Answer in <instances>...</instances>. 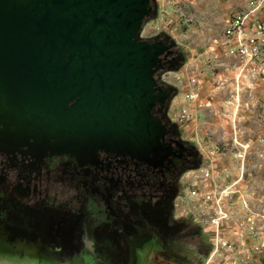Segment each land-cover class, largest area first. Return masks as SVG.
Masks as SVG:
<instances>
[{"label":"water","instance_id":"1","mask_svg":"<svg viewBox=\"0 0 264 264\" xmlns=\"http://www.w3.org/2000/svg\"><path fill=\"white\" fill-rule=\"evenodd\" d=\"M154 9V0H0L5 137L81 158L163 155L169 122L154 111L175 90L157 74L180 58L168 38L141 37Z\"/></svg>","mask_w":264,"mask_h":264},{"label":"flooded vegetation","instance_id":"2","mask_svg":"<svg viewBox=\"0 0 264 264\" xmlns=\"http://www.w3.org/2000/svg\"><path fill=\"white\" fill-rule=\"evenodd\" d=\"M154 114L169 122L164 154L145 159L38 149L5 137L0 122V226L40 240L39 250L61 264L126 260L145 235L175 244L164 228L175 220L182 171L197 152L164 109Z\"/></svg>","mask_w":264,"mask_h":264},{"label":"rangeland","instance_id":"3","mask_svg":"<svg viewBox=\"0 0 264 264\" xmlns=\"http://www.w3.org/2000/svg\"><path fill=\"white\" fill-rule=\"evenodd\" d=\"M245 1L154 0L155 9L153 15L151 18L145 20L140 33L141 37L146 39L168 38L170 42L174 43V50L181 57L180 64L176 69L159 72L157 74L158 79L161 80V77L166 74V76H169L173 80L175 72L182 68L188 62L189 57L192 56V58H197V66H200L198 67V72L194 69L195 74H198L197 77L201 80L200 87L205 86V79H209V77L201 75L200 72H205L204 64L206 65L207 62L209 46H211L212 40L215 37H219L222 34L230 11ZM261 16L264 18V9L261 11ZM212 62L218 64L215 69V75H218L222 71L220 70L222 68L219 64L220 61L218 58L217 60L214 58ZM229 81L233 82L231 79H227L225 82ZM171 83L174 84V81H171ZM215 85L220 86L221 84L219 81H215ZM166 86L173 87L175 93L170 96L165 110L168 112V118L177 129L181 139L191 144L197 152L194 165L205 162L209 154L208 150L216 143L222 147H227L231 152H238L239 147L241 151L246 152L244 164H242V160L240 159L227 158L224 161L216 159V165L220 167L224 165L230 166L234 172L242 167L244 172L243 183L251 190L250 193L252 194L249 193V196L254 209L259 213L260 218L264 219V146L262 144L264 134L262 124L258 118L253 120L249 116L253 114V117H255V115H259L258 113H264V107L261 106L260 102L261 98L258 99L257 95L254 94L255 92L251 93L250 91L241 90L242 85L239 90L236 83L234 87L227 89V91L210 86L206 92L214 95L216 102H225L226 105L220 104L221 110L217 111H219L218 114L223 113L221 117L224 120L228 119V121H224V127H219L215 133L207 131L206 138H200L197 135V138L193 139L190 136L191 131H194L195 127L200 130L201 125L205 124L206 118H209L210 110L202 107L204 109L202 111L203 114L198 117L196 122L189 123L190 120L187 122L179 121L177 119L178 111H174V114L172 113L177 102L175 101L177 90L173 85L167 84ZM199 101L205 104L208 99L201 94ZM189 102L185 99V103L182 105L189 106ZM250 102H254V105ZM178 107L177 109L179 110ZM234 111L236 116L235 123L228 118V115L231 116ZM262 123L264 126V121ZM223 129L224 131L230 130V133H233V135L235 133L238 136V142L242 143L243 146L241 147L239 144L233 143V136L231 137V134L222 133L224 132ZM257 129H259L258 134ZM226 162L229 163L225 164ZM189 167H185L182 171L181 178ZM180 188L181 180L177 194ZM177 194L175 197V207ZM202 227V225L191 221L184 214H181V212L180 214L176 212L175 220L167 222L164 228V236L167 238L168 243L172 241L175 244H163L160 242L159 237L145 235L141 245H138L137 251H133L132 258H128L127 261L124 260L120 263L204 264L212 253V249L209 235L203 232ZM31 239L29 240L26 236L16 237L10 235L4 226H0V264H61L54 259L52 260L49 254H45L39 250L40 240L36 238ZM192 249H195L197 252H192Z\"/></svg>","mask_w":264,"mask_h":264},{"label":"built area","instance_id":"4","mask_svg":"<svg viewBox=\"0 0 264 264\" xmlns=\"http://www.w3.org/2000/svg\"><path fill=\"white\" fill-rule=\"evenodd\" d=\"M263 9L264 0H246L230 11L222 34L209 46L208 71H215L218 64L212 60L217 58L221 47L226 55L237 60L232 68L237 87L243 82L264 81ZM197 76L193 68L187 67L176 71L173 80L164 74L159 81L173 85L177 94L179 87H185V99L191 101L200 95L201 80ZM178 113L179 121L192 119L188 106L182 105ZM235 135L233 143L242 147ZM262 144L264 146V136ZM208 153L205 162L188 168L181 178L177 214L181 212L199 223L209 235L212 253L204 264H264V219L254 209L249 196L251 190L243 183V169L234 172L230 166L216 165V159L227 158L240 159L244 164L246 152L240 147L238 152H231L216 143Z\"/></svg>","mask_w":264,"mask_h":264},{"label":"crops","instance_id":"5","mask_svg":"<svg viewBox=\"0 0 264 264\" xmlns=\"http://www.w3.org/2000/svg\"><path fill=\"white\" fill-rule=\"evenodd\" d=\"M194 58V57H193ZM192 56L189 57L188 62L182 66L181 70L186 69L187 67L193 68L198 72V67L197 66V58L193 59ZM217 58L220 61V66H222V68L220 70V73H218V75H215V71H208L206 69V65L204 64L205 67V72H200L201 75H205L206 77H209V79H205V86H201L200 87V95L199 98L201 96V94L203 95V97H206L208 99L207 103H203L202 101H199V98L197 99H193L191 100L188 104H189V109L190 112L193 115V118L190 120L189 123H192L193 121L196 122L198 120L199 116H202V111L204 110L202 107H206V110H210V116L209 118H206V122H204L205 124H202L200 127V130H198L196 127L194 128V131H191V137L193 139H195V137L197 138V135H199L200 138H206L207 136V131H211L210 133H215L216 130L219 129V127H224V121H228L224 120L221 115H223V113L218 114L219 111L217 110H221L220 108V104L221 105H226L224 101L222 102H216L215 100V96L214 95H210L209 93H207V88H209L210 86H215L217 89H224V91H227V89L234 87L235 86V81H234V72L232 71L233 66L237 63V60L231 56L226 55L221 47L218 48V53H217ZM217 58H215V60H217ZM194 70V71H195ZM198 75V74H197ZM204 76V77H205ZM224 77V78H223ZM227 79H231L233 80V82L229 81V82H225L227 81ZM215 81H219L220 82V86L215 85ZM207 85V86H206ZM202 88H203V93H202ZM241 87H238V89L240 90ZM185 87H179V92L178 94L175 96V101L176 102V106L175 109L173 110V114L175 113L174 111H178L180 110V107L182 106L183 103H185ZM209 90V89H208ZM241 90H245V91H250L251 93L255 92L254 94L257 95L258 99L261 98L260 102H261V106L264 107V81L259 80L256 82H243L242 84V88ZM212 96V97H211ZM201 100V99H200ZM259 102V101H257ZM198 103V104H197ZM230 103V102H228ZM252 105H254V102H250ZM204 104V106H203ZM177 106H179V110L177 109ZM236 110V109H235ZM177 112V114H178ZM259 115H255V117H253L254 115L251 114L249 116H251V119L256 120L258 118V120L260 121V123L262 124V128H263V134H264V126H263V119H264V113H258ZM262 116V118H261ZM235 111L233 112V114L228 115V118H230V120L235 123ZM244 122V121H243ZM245 123V122H244ZM242 123V124H244ZM259 127V126H258ZM241 130V129H240ZM239 130V132H240ZM224 131V129H223ZM230 130H225L224 134H231V137L233 136V133H230ZM238 133V132H237ZM259 133V129H257V134ZM229 162H226L225 164H227ZM133 251H137V249H134ZM132 254L128 255V258H132ZM124 260L121 261H98V264H121L120 262H123ZM127 261V259H126ZM132 263V262H131Z\"/></svg>","mask_w":264,"mask_h":264},{"label":"trees","instance_id":"6","mask_svg":"<svg viewBox=\"0 0 264 264\" xmlns=\"http://www.w3.org/2000/svg\"><path fill=\"white\" fill-rule=\"evenodd\" d=\"M173 88V87H172Z\"/></svg>","mask_w":264,"mask_h":264}]
</instances>
